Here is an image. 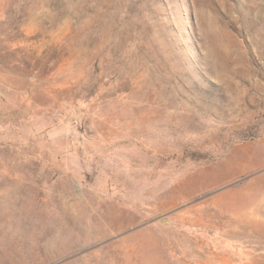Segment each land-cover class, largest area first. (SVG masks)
I'll return each mask as SVG.
<instances>
[{
	"label": "rangeland",
	"instance_id": "rangeland-1",
	"mask_svg": "<svg viewBox=\"0 0 264 264\" xmlns=\"http://www.w3.org/2000/svg\"><path fill=\"white\" fill-rule=\"evenodd\" d=\"M0 264H264V0H0Z\"/></svg>",
	"mask_w": 264,
	"mask_h": 264
},
{
	"label": "water",
	"instance_id": "water-1",
	"mask_svg": "<svg viewBox=\"0 0 264 264\" xmlns=\"http://www.w3.org/2000/svg\"><path fill=\"white\" fill-rule=\"evenodd\" d=\"M87 124H88V121H87ZM86 127H87V130H88V133L90 135H93L94 131L89 126H86Z\"/></svg>",
	"mask_w": 264,
	"mask_h": 264
}]
</instances>
